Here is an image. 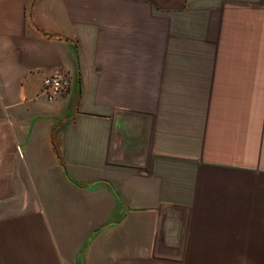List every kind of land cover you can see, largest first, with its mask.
Returning a JSON list of instances; mask_svg holds the SVG:
<instances>
[{
	"label": "crops",
	"instance_id": "obj_1",
	"mask_svg": "<svg viewBox=\"0 0 264 264\" xmlns=\"http://www.w3.org/2000/svg\"><path fill=\"white\" fill-rule=\"evenodd\" d=\"M0 264H264V0H0Z\"/></svg>",
	"mask_w": 264,
	"mask_h": 264
},
{
	"label": "built area",
	"instance_id": "obj_2",
	"mask_svg": "<svg viewBox=\"0 0 264 264\" xmlns=\"http://www.w3.org/2000/svg\"><path fill=\"white\" fill-rule=\"evenodd\" d=\"M43 84L50 97L61 93L65 86V83L59 73H53L46 76L43 80Z\"/></svg>",
	"mask_w": 264,
	"mask_h": 264
}]
</instances>
